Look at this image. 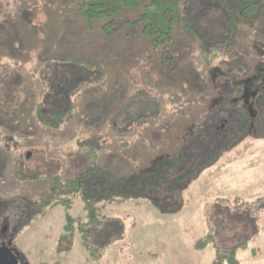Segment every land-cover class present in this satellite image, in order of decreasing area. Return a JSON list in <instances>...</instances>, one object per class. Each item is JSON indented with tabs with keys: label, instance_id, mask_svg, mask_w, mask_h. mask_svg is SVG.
I'll return each mask as SVG.
<instances>
[{
	"label": "rangeland",
	"instance_id": "rangeland-1",
	"mask_svg": "<svg viewBox=\"0 0 264 264\" xmlns=\"http://www.w3.org/2000/svg\"><path fill=\"white\" fill-rule=\"evenodd\" d=\"M80 1L0 0V89L9 87L0 91L1 111L21 86L13 111L0 112V229L5 227L11 245L27 264H216L210 244L195 246L212 228L223 250L246 242L245 249L236 250L238 264H264V115L258 129L262 135L236 138L235 123L227 126L231 134L227 129L219 138L207 118L200 138L181 155L190 167L204 163L180 180L188 187L178 209L162 212L142 195L97 204L112 219L92 232L96 258L89 256L78 233L61 237L63 208L31 218L33 208L41 209L43 190L66 183L88 163L113 178L118 172L138 174L140 168L144 174L152 158L179 150L176 145L184 146L196 122L209 113L217 97L214 81L227 76L234 86L264 50V0L253 26L238 15L240 0H177L196 33L182 23L175 26V43L163 65L158 51L141 50L144 39H124L126 28L104 37L100 26L106 19L88 26L76 11ZM137 11L122 9L110 18L133 19ZM227 16L236 25L235 33L219 44L220 58L206 63L202 51L224 39ZM132 45H141L142 52L132 54ZM54 56L87 58L96 65L48 60ZM223 83L229 91L227 81ZM143 91L159 101L160 117L138 119L128 133L115 132L113 122L119 119L113 111L125 103L122 115L138 105ZM226 114L217 115L229 120L233 113ZM70 208L74 217L83 216L79 201Z\"/></svg>",
	"mask_w": 264,
	"mask_h": 264
},
{
	"label": "trees",
	"instance_id": "trees-1",
	"mask_svg": "<svg viewBox=\"0 0 264 264\" xmlns=\"http://www.w3.org/2000/svg\"><path fill=\"white\" fill-rule=\"evenodd\" d=\"M240 1L241 7L238 11V15L243 18V21H245L247 26H253L261 14L262 0ZM129 8L138 10L135 18L130 19L125 17L120 22H116L110 18L122 9ZM76 11L77 14L85 20V23L88 26H91L90 22L92 20L106 19L107 21L100 26L101 33L104 36H111L124 27L127 32H139L148 40L150 49L159 52L162 65L167 59L166 53L168 48L175 43L173 35L175 26L182 23L191 33H196L187 17L181 14L180 5L177 0H81ZM228 21H231L229 16H227V23ZM226 27L227 34L224 35V39L222 38L220 41L215 42L211 48L202 51V58L206 63H212L214 60L216 61L220 58L222 52L218 49L219 44L224 43L226 40H231L233 31L235 33L236 25L228 23ZM48 60L58 61L65 64L68 62H75L85 63L89 66L96 65L92 61L84 58H60L54 56L49 57ZM8 71L18 73L12 69H8ZM2 74L3 72L0 73V76ZM18 74L20 75V73ZM11 75V81H15V75L13 73ZM20 80L21 79L18 81L20 82ZM11 81L10 83H12ZM7 85L8 84H6L3 89H0V91H5L6 89L9 90V87L6 88ZM13 85L17 86L18 83L16 82V84ZM18 87L21 86L18 85L16 90H14L9 105H2L3 107L1 108H3V110H0L1 113H10L16 107L15 103L18 102L19 94L21 92V89ZM143 93L145 97L142 102L133 108L126 109L124 114H119V111L126 106L125 103L113 111V116H116L119 119L113 122L115 132L118 131L120 133L126 131V133H128L134 127L132 125L139 121L138 119H157L160 117L161 111L159 101H157L156 98L151 97L148 92L143 91ZM206 101L204 103L205 105ZM13 102L15 103L12 105ZM208 115V113L207 115L204 114L200 121L196 122L198 123V126L196 127L197 130L205 127L203 126L204 124L209 125L206 118ZM135 116L136 119L134 118ZM122 125L124 127H121ZM121 129L124 130L120 131ZM226 132L229 133L230 130H227ZM235 133H237L235 134L236 138L239 134L244 135L247 132L245 131L242 133V129H238ZM191 140V136L186 137L184 142L187 143H185L184 146L182 145L183 142L177 144L176 146L179 147V150L167 157L158 155L159 157L152 158V163L144 174H142L144 170L140 168L138 174L130 173L123 175L118 172L117 177L113 178L109 176L110 172L101 168H97L98 171L95 172L93 166L96 165H89L88 163L84 170L75 173L74 176L66 181V183H56L50 185L46 190H43L40 196H46L44 202H40L42 203L40 210L33 208L34 214L31 218H34L38 212L44 214L48 213L55 207L63 208L64 224L62 226L63 234H61V237L63 238L67 235L72 236L75 233H78L81 243L89 256L91 258H96L98 256L97 243L92 237V232L93 230L101 229L110 219H112L106 216V214L100 212L96 207L97 204L109 202L116 198L129 201L130 199L142 195L152 198L156 203V206L160 208L162 212L171 209L176 210L180 207V195L182 191L186 190L188 187V184L185 182L181 184L182 182L180 180L186 172L194 171L204 163L203 160V162L199 161L200 165L198 167H190L189 165L182 163L181 149L187 148V144L192 143ZM82 144L81 146L83 147L87 146L86 144ZM181 145L182 148L180 147ZM204 148L207 147L204 146ZM205 155L207 154L205 153ZM201 157L203 156L200 155L198 159H201ZM206 161L207 158L205 156V162ZM183 169L186 171L184 172ZM145 175H150L153 179L150 181L148 179L144 181L146 178ZM168 177H171V179ZM42 180L46 179L43 177L41 178V181ZM34 181L38 182L39 179H34ZM133 182H135V184ZM30 199L28 201L32 204H38L36 200ZM75 200L81 203L82 217H74L70 212V207H73V202ZM215 235V231H213L212 228H208L203 238L199 239L195 246L199 249H203L210 244L215 255L214 262L216 264H221L225 261L229 264H238L236 250L238 247L245 249L247 246L246 242L237 245L235 244L230 249L223 250L220 244L217 243Z\"/></svg>",
	"mask_w": 264,
	"mask_h": 264
},
{
	"label": "flooded vegetation",
	"instance_id": "flooded-vegetation-1",
	"mask_svg": "<svg viewBox=\"0 0 264 264\" xmlns=\"http://www.w3.org/2000/svg\"><path fill=\"white\" fill-rule=\"evenodd\" d=\"M256 58H258L257 63L253 69L251 68L249 72L247 71V76L234 78V86L227 76L220 77L218 81H214L215 83L217 82L216 87H218L217 97L213 100L211 110H209L210 113H208L209 115L206 118H210L211 130L219 138L226 136L225 131L228 129L229 122L235 123L237 129H242V133L246 131L255 136L262 135L259 131V120L260 116L264 115V50L259 52ZM223 80L227 81L226 84L230 88L229 91L223 90ZM221 111L225 114L227 113L226 115H229L228 113L232 111L234 115L232 114L229 120L226 117L220 118L217 114ZM219 121L221 122L220 126L217 125ZM201 129L191 130V134L188 136H191L192 143L195 141V137L200 136L199 132ZM235 134L237 133H234V138ZM189 144L191 145V143ZM182 150L184 149H181V154L184 152ZM199 165L200 162L194 166L198 167ZM8 241L11 242L9 234L5 233V227L1 228L0 243ZM18 260L19 264L25 263L21 257H18Z\"/></svg>",
	"mask_w": 264,
	"mask_h": 264
},
{
	"label": "water",
	"instance_id": "water-1",
	"mask_svg": "<svg viewBox=\"0 0 264 264\" xmlns=\"http://www.w3.org/2000/svg\"><path fill=\"white\" fill-rule=\"evenodd\" d=\"M29 156V154H27ZM19 254L11 246V242L0 243V264H19ZM23 259V258H22ZM24 264H27L26 262Z\"/></svg>",
	"mask_w": 264,
	"mask_h": 264
},
{
	"label": "crops",
	"instance_id": "crops-1",
	"mask_svg": "<svg viewBox=\"0 0 264 264\" xmlns=\"http://www.w3.org/2000/svg\"><path fill=\"white\" fill-rule=\"evenodd\" d=\"M226 22H227V20H226ZM228 24V23H227ZM125 28V27H124ZM122 31V30H121ZM120 31V32H121ZM100 34L102 35V36H104L102 33H101V30H100ZM116 34V33H115ZM114 35V34H113ZM121 35L124 37V39H126V38H129V37H136V36H138V37H140V38H142V39H144V45H146V46H142V48H141V45H139V48H136L134 45H132L131 46V48H130V52L133 54H140L142 51L141 50H150L149 48H150V45H149V43H148V40L146 39V38H144L139 32H138V34H136V32H134V33H130V32H127V30L125 29L124 31H122L121 32ZM112 36V35H111ZM104 37H108V36H104ZM137 43H141V42H137ZM140 48H141V50H140ZM137 49H139V50H137ZM109 52H111V54L112 55H116V53H117V51H109ZM118 55V54H117ZM65 58H67V57H65ZM84 59H87V58H84ZM87 60H89V59H87ZM91 61V60H90ZM92 62H95V61H92Z\"/></svg>",
	"mask_w": 264,
	"mask_h": 264
}]
</instances>
